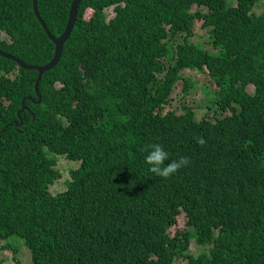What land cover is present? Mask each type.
Here are the masks:
<instances>
[{
  "label": "trees",
  "instance_id": "1",
  "mask_svg": "<svg viewBox=\"0 0 264 264\" xmlns=\"http://www.w3.org/2000/svg\"><path fill=\"white\" fill-rule=\"evenodd\" d=\"M36 2L60 35L71 0ZM255 5L264 0H81L18 127L22 98L38 99L37 71L0 56V253L23 264L22 240L29 264H264V11ZM53 50L32 0H0V51L43 64ZM185 71L209 82L218 117L169 108L194 87ZM153 143L188 165L151 173L141 149ZM61 159L78 166L51 194ZM181 215L185 227L171 235Z\"/></svg>",
  "mask_w": 264,
  "mask_h": 264
},
{
  "label": "rangeland",
  "instance_id": "2",
  "mask_svg": "<svg viewBox=\"0 0 264 264\" xmlns=\"http://www.w3.org/2000/svg\"><path fill=\"white\" fill-rule=\"evenodd\" d=\"M231 4H236V0H230ZM70 5V4H69ZM69 10V9H68ZM264 11V7L255 5L252 9V12L258 14L260 12ZM92 10L87 9L84 17L88 19V17L91 15ZM106 12V17L107 19L111 18L114 15L113 12V6H110L109 8L105 9ZM68 18V17H67ZM195 34L202 37V39H205L206 34L204 29H200L198 27V23H195V28H194ZM4 34L2 33L1 36ZM191 42H196V37L192 36L189 39ZM188 76H190L193 80L194 87L190 90L189 94L186 95V97H183L181 94H177L176 97L173 100L172 105L169 106L171 110L177 109L179 113H184V110L182 109V104H186L187 106L193 108L195 112H197L198 117H200L203 114H206L207 117L210 119H213V117H218L220 114L216 113V106L214 104H207L206 101L208 100L209 97L212 98L213 93L212 91H209L210 84L206 79H202L199 75L198 72H190V71H185ZM254 88L249 87L248 92L253 93ZM210 106V107H207ZM78 166V164L70 163L64 159L59 160L58 162V168L61 171V178L56 180L52 185L49 186V192L51 194L58 193L62 190L65 189V183L64 180L69 177L68 176V171L70 169H74ZM185 227V217L184 215H181L177 219V225L173 226L170 228V234L174 235L177 233L180 229ZM201 246L197 243H195L193 240L190 241L189 244V249L192 254H197L199 253ZM207 248V246H205ZM2 256H6L9 260H11L12 255L11 251L9 250H3L0 253V258ZM16 258H21L23 264H29L30 258H29V252L27 250V246L23 244L22 240L20 241L19 249L16 255ZM10 264H22L19 261L12 259ZM175 264H185L184 260H177Z\"/></svg>",
  "mask_w": 264,
  "mask_h": 264
},
{
  "label": "water",
  "instance_id": "3",
  "mask_svg": "<svg viewBox=\"0 0 264 264\" xmlns=\"http://www.w3.org/2000/svg\"><path fill=\"white\" fill-rule=\"evenodd\" d=\"M80 2H81V0H71L70 5H69V10H68V18H67L66 24L63 28V31L61 32L60 35L55 36L49 31V29L45 25V22L41 19L40 15L37 11L36 0H32L33 13L35 14L36 19L41 24V27L43 28V30L47 34L48 39H50V41L54 45L53 56L51 57V59L49 61H47L43 64H28L13 54L0 51V56L14 61L21 68L37 71V77H36L35 82H34V90H35V94L37 95L38 99L34 100L31 96H25L22 98L21 107L17 110L18 121L15 122V127L20 126L22 123L21 113L26 109L25 101L28 99V100H31V101L36 102V103L40 102L41 96H40L39 90H38L39 80L41 79V77L45 71L52 69L56 65V63L59 62V60L63 54V48H62L63 44L68 39V36H69L70 32L72 31V29L75 25V22L77 19V9H78ZM5 130H6V128L3 129L2 132H5Z\"/></svg>",
  "mask_w": 264,
  "mask_h": 264
},
{
  "label": "clouds",
  "instance_id": "4",
  "mask_svg": "<svg viewBox=\"0 0 264 264\" xmlns=\"http://www.w3.org/2000/svg\"><path fill=\"white\" fill-rule=\"evenodd\" d=\"M197 143L202 146L206 142L202 137H198ZM141 151L146 153L145 162L149 165L148 170L159 177L168 178L189 163L187 157L170 159L169 153L158 143L145 145Z\"/></svg>",
  "mask_w": 264,
  "mask_h": 264
}]
</instances>
